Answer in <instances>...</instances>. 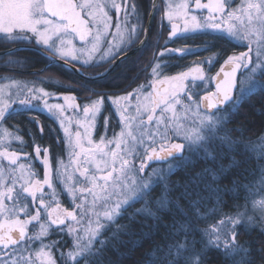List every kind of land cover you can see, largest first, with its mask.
<instances>
[{
  "label": "snow or ice",
  "instance_id": "obj_1",
  "mask_svg": "<svg viewBox=\"0 0 264 264\" xmlns=\"http://www.w3.org/2000/svg\"><path fill=\"white\" fill-rule=\"evenodd\" d=\"M149 13L146 26L138 0H0V36L12 44L39 46L50 57L65 61L66 66H88L92 54L99 51L102 37L106 38L111 28H115L122 43L131 42L134 37L139 39L148 31L152 16L157 14L170 25L171 37H177L178 32L200 33L247 42V51L227 55L215 75L208 76V82L215 80V90L209 89L207 94L195 99L186 81L189 78L205 81L202 67H191L161 79L167 66L162 67L153 60L149 67L151 76L156 79L148 86L150 90L139 88L133 93H113L105 97L109 105L114 106L113 111L119 113L122 127L119 135L113 130L111 137L101 136L98 141L92 138L97 118H101L102 128L108 124V113L99 94L86 103H77L76 97L69 95L62 97L64 103H49L54 95L52 92L17 85L28 93L19 97V105L34 109L41 104L32 101H42L43 108L59 120L67 143V164L48 147L42 149L33 145L35 158L38 159L42 151L44 153L43 179L38 178L39 173L31 161L18 163L17 151L10 150L12 140H19L21 145L25 142L4 127L6 114L11 109L5 89L10 86L0 87V136L3 137L0 139V161H7V166L0 162V264H56L50 251L55 243L45 244L48 227L40 224L39 232L32 230L30 234L29 225L34 221L39 224L42 211L47 214L48 226L56 225L57 231L73 237L74 248L67 253V258L75 264H120L106 259L111 238H102V230H111L112 238L121 244L124 243L122 235L130 239L139 235L144 239L159 233L161 228L169 230L167 236L173 239L178 232L187 236L191 231L189 224H181L174 217L170 223H165L173 206L179 208V201L184 198L190 201L194 214L198 215V205L203 198L192 200V189L203 185L205 189L220 191L217 182L227 171L222 164L205 168L189 176L184 183L172 186L168 174L174 166H183L186 161L191 163L192 152L204 153L216 160L214 145L217 142L230 148L237 143L225 131L224 114L230 109L238 111L246 92L256 83L264 84V0H239L235 4L231 0H180L179 3L166 0L163 7H158L157 0H151ZM113 15L117 17L115 24L112 23ZM253 43L257 44L255 63L250 55L254 51ZM129 50L130 46H126L109 55L118 59ZM179 51L184 52L183 49ZM206 63L211 68L212 62ZM257 73L262 78L259 81ZM238 77L242 81L239 87ZM225 105L227 107H222ZM102 110L104 116H101ZM69 111L74 115L68 116ZM73 123L76 131L71 130ZM175 139L180 142H174ZM158 161L165 164H157ZM233 163H236L234 158ZM70 166L71 174L67 173ZM54 168L71 194L69 207H62L55 199L58 192L53 183ZM146 170L149 175H141ZM156 182H162L163 189L159 198L153 199ZM45 187L52 190L51 198L46 199ZM176 187L182 191L173 198L170 193ZM135 200L142 201L143 207L129 212ZM260 207L264 218V201ZM122 216L127 217V224L117 223ZM241 221L255 223L251 216L238 212L204 229L207 239L199 250L187 241L172 243L167 247V256L175 252L179 259L174 258L171 264H206L210 248H223L226 255L247 254L245 246L236 242L235 226ZM97 244L100 246L96 247ZM164 264L169 261L165 260Z\"/></svg>",
  "mask_w": 264,
  "mask_h": 264
},
{
  "label": "trees",
  "instance_id": "obj_2",
  "mask_svg": "<svg viewBox=\"0 0 264 264\" xmlns=\"http://www.w3.org/2000/svg\"><path fill=\"white\" fill-rule=\"evenodd\" d=\"M142 2L146 5V0H142ZM149 7L150 5L145 11V18L149 14ZM158 15H156L151 35L145 46L135 55L122 61L107 78L98 81H88L67 70L62 65L50 64L47 57L35 50L23 49L0 55V83H5L12 78L34 79L42 77L46 78L47 81H38L33 85H42L52 93L75 96L79 103H86L89 99H96L97 94H99V98H105L112 96L113 93H131L142 84H145L150 78V64L153 60L157 61L160 52L166 48L209 52V47H212V52L217 51L213 49L212 44L205 42L204 37L184 40L169 39L168 28L160 24ZM143 38L144 34L140 36L137 42L130 45V50L138 45ZM218 44L219 52L226 53V56L229 55L231 50L240 53L245 49L244 46L238 44H233L232 48L230 44ZM22 45L25 44H12L0 39V53ZM198 59H201V57L179 58L171 55L165 56L163 63L167 67L164 68L163 74L165 76L177 75L186 71V69H190V65L198 62ZM221 59L220 61H223V58ZM109 60L112 62L109 63ZM109 60L81 69L86 75L97 76L105 72L116 59L110 58ZM6 61L18 63L9 64ZM256 76L258 81L262 79L259 74ZM241 83L242 81L238 77V87ZM244 87L246 88L247 85L245 84ZM21 109V105L15 104L9 110V113L6 114V124L15 126L14 130L18 131L23 139L30 141L29 145L39 146L44 141L45 146L56 153L54 133L49 137V133L55 131L50 123V116L37 108L23 111ZM224 115L226 121L225 131L237 143L230 148L217 142L214 145L216 160L208 158L204 153L192 152L190 154L191 163L186 161L183 166H174L168 174V182L172 186L184 183L189 176L195 175L205 168H216L219 164H222L227 169L216 185L220 191L214 192L210 188L205 189L203 185L192 189V200L197 199V197L203 198L198 205V215L194 214L190 201L181 198L179 201L180 207L173 206L172 213L166 217V224L170 223L173 217L181 224H189L191 231L187 236L183 232H178L173 239L167 236V231L169 230L161 228L159 233L144 239H141L139 235L132 239L122 235L121 239L124 243L121 244L115 238H112L111 230L104 231L102 238H111V243L107 247L106 259L119 261L120 264H164L165 260H168L169 264H171V261L174 258L179 259V256L175 252H173V256H167L168 246L174 242L187 241L191 246L199 250L207 239L204 235V229L211 228L213 225L219 224L221 219L227 220L228 217L239 212L244 213L246 216H251L255 221L254 224L241 221L235 226L236 242L245 246L247 254L226 255L223 248H210L207 250L205 257L206 264H264V227L261 226L264 224V218H262L260 207L261 202L264 201V84L256 83L250 92H246L239 110L230 109ZM20 119L29 121L32 125L15 123V121ZM37 123L45 126V137L41 138L38 135ZM22 128H26L29 134H23ZM233 158L236 163H233ZM34 168L40 175L42 171L39 166H34ZM57 189L59 192L57 199L60 204L70 206L71 199H68L62 186ZM162 189V182L154 183L152 198H159L162 194ZM181 191V188L176 187L170 195L175 198L180 195ZM132 203L134 207L129 208V212H134L136 209L143 207V202L140 200ZM148 222L151 223V221ZM117 223L121 225L127 224L128 219L123 216L119 217ZM136 227L138 229L139 226L137 225ZM55 234V231L51 228L45 238V243H55L56 246L52 249L54 250L56 264H75V261H70L65 256V252L69 251L72 246L71 237L65 233L60 236ZM158 245L160 246L159 248L157 247ZM99 246V244L96 245V247Z\"/></svg>",
  "mask_w": 264,
  "mask_h": 264
},
{
  "label": "rangeland",
  "instance_id": "obj_3",
  "mask_svg": "<svg viewBox=\"0 0 264 264\" xmlns=\"http://www.w3.org/2000/svg\"><path fill=\"white\" fill-rule=\"evenodd\" d=\"M118 2H119V0H118ZM150 2H151V0H148V6H149V4H150ZM175 2H177V3H179L180 2V0H175ZM239 2V0H237V2L236 3H238ZM163 3L165 4V0L163 1ZM158 7H163V5L162 4H160V3H158ZM158 17H159V20H160V24H162V25H164V22L161 20V16L160 15H158ZM166 21V20H165ZM117 22V17H116V15H113V20H112V23L113 24H115ZM168 23V22H167ZM168 26L170 27V25L168 24ZM168 26H166L167 28H168V31H169V27ZM186 34H190V33H186ZM186 34H184V33H180V32H178V36H180V35H186ZM177 36V37H178ZM168 38L169 39H171V38H175V37H171V35H170V32H169V34H168ZM0 39H3V37L2 36H0ZM125 41H126V38H125ZM235 42L238 44V45H242V46H244L245 48H247V42L246 41H236L235 40ZM129 43L130 42H125V43H122L121 42V39L119 38V36L116 34V31H115V28H111L110 30H109V33H108V35H107V37L106 38H104V37H102V39H101V43H100V47H99V51H97V52H95V53H93L92 54V60L90 61V64L89 65H93V64H98V63H104L105 61H107V60H109L110 58H112V56L111 55H109V53L110 52H112V53H115L117 50H118V48H122V47H126V46H129ZM36 47H39V46H36ZM89 48H91V45H89L88 46ZM251 47L253 48V52L252 53H250V55H252L253 56V62L255 63L256 62V60L258 59V57H257V52H256V49H257V44L256 43H253L252 45H251ZM166 49H168V48H166ZM166 49H164L163 51H161L160 53H164V55L163 56H161L160 54L158 55V60H157V62H159L161 65H162V67L164 66V63H163V59H164V57L165 56H173V55H176V54H179V55H181L182 54V52H176L175 50H173V51H171V52H169V51H167ZM190 51H193V50H190V49H186L184 52L185 53H189ZM199 61L198 62H192L193 64H191L190 65V68L191 67H196V66H203V65H201L203 62H205V61H210V60H205V61H201V59H198ZM213 63V62H212ZM73 65H75V66H78L79 68H83V67H87V66H82L81 64H73ZM88 65V66H89ZM207 72V71H206ZM164 72H162V75H161V79H163L164 78V74H163ZM259 73H257L256 75H258ZM150 75H151V72H150ZM208 76H209V74H205V81H190L189 83H188V85H189V87L192 89V94H193V99H195L196 98V96H201L202 97V95L203 94H207V92H208V90L210 89V84L211 83H213L214 82V80H212L211 82H208V80H207V78H208ZM212 76H214V75H212ZM156 78L155 77H152L151 76V78L149 79V80H147V83L146 84H142L141 86H139L137 89H139V88H144L145 90H150V88H148V86L149 85H151V84H153V81L155 80ZM43 80H46V78H42V77H36V78H29V79H26V78H21V79H14V78H12L11 80H8V81H6L5 83H0V87H3V86H10V87H7L5 90H6V93L8 94V97H10V99H9V103L11 104V108L14 106V104L15 103H18V99H19V97L20 96H26L28 93L26 92V91H24V90H22V88H18L17 87V85H20V86H23V85H28L29 87H33V88H43L45 91H50L49 89H47V88H44L42 85H39V86H35V85H33L35 82H38V81H43ZM47 81V80H46ZM42 84V83H41ZM137 89H135V90H133L131 93H133V92H135ZM54 95H53V98L52 99H50L49 100V103H56V102H59V103H64V101H63V99H62V97L63 96H65V95H61V94H55V93H53ZM70 96V95H69ZM8 97H6V98H8ZM56 97H60V99L59 100H57L56 99ZM113 98H115V97H113ZM101 99H103L104 100V109H106L107 110V113H108V116H107V119H108V125H117L118 123H115V121H117V122H119L120 120H119V113L118 112H115V111H113V109H114V106H110L109 105V102H108V100L107 99H105V98H101ZM201 101H202V99H201ZM185 102H187V101H185ZM32 103L33 104H35V103H40L41 104V107H39L41 110H43L44 112H46V113H48L49 115H51L52 116V114L51 113H49L46 109H44L43 108V106H42V101H32ZM19 104V103H18ZM39 108H37V109H39ZM177 109L179 110V106H177ZM201 114H203V110H202V106H201ZM67 115L68 116H73L74 114L71 112V111H69L68 113H67ZM104 115V111L102 110V112H101V116H103ZM56 119V118H55ZM56 121H57V123H58V125H59V128H60V130H61V133H62V138H63V130H62V127L60 126V123H59V120L58 119H56ZM101 122V118L100 117H98L97 118V123H96V127H95V129H94V132H93V136H92V138H93V140L94 141H98V139L101 137V136H103V137H107L108 136V134H109V131L107 132V129H108V127L109 128H111L110 126H107V127H105V131L101 134V133H98V129H99V125H98V123H100ZM189 124H191V120H188L187 121ZM115 123V124H114ZM71 130L72 131H76L77 130V126H76V124H72L71 126ZM100 127H102V126H100ZM111 129H113V128H111ZM81 131H82V129H81ZM14 135V134H13ZM117 135H119V133L117 134ZM0 139H3V137L2 136H0ZM63 140V147L65 148V151H66V160H64V162L67 164L68 163V150H67V143H66V141L64 140V139H62ZM20 143V141L19 140H12V144L13 143ZM174 142H180V139H175L174 140ZM17 143V144H18ZM10 150H12V148L10 149ZM19 154H22L23 155V153H20L19 152ZM20 156V155H19ZM27 158H28V156H27ZM0 162H2L4 165H6L7 166V161L6 160H4V161H0ZM21 162H23V163H28L29 161L28 160H23L22 159V157L20 156V160L18 161V163H21ZM31 163H32V161H31ZM72 171H73V169H72V167L70 166L68 169H67V173H69V174H71L72 173ZM148 173V170H146V172L145 173H143V175H148L147 174ZM142 175V174H141ZM76 177H77V179H80V177H79V174L78 173H76ZM54 180H55V184H56V186H57V184L58 183H56V181L57 180H59L60 182H59V184L60 183H62L61 184V186H62V188H63V190H64V192H65V194H67V197H68V199L70 200H72V197H71V194L70 193H68L67 192V190H66V188H65V186H64V184H63V177H60V176H58L57 175V172L55 173V176H54V178H53ZM59 186V185H58ZM77 187H79V185H77ZM59 188V187H58ZM57 189V188H56ZM57 192H58V189H57ZM51 195H52V191H51V193H50ZM58 195H59V192H58ZM57 195V196H58ZM57 196L55 197V199H57ZM136 201V200H135ZM60 202V201H59ZM132 202H134V201H132ZM131 202V203H132ZM32 208V205L30 204V209ZM77 212H79V210H76ZM47 215H46V213L45 212H41V220H42V223H41V221L39 222V224H38V222H32V224H30L29 225V229H33L34 228V230L35 231H37V232H39V229H40V224H43L44 226H47L48 227V232H49V230L51 229V227L50 226H48V221H47ZM21 218L23 219L24 218V215L23 214H21ZM61 232H63V231H61ZM104 231L102 230V233H103ZM65 233V232H64ZM66 234V233H65ZM67 236H69V237H71V240H72V246H71V249L69 250V251H71V250H73V248H74V242H73V237L71 236V235H68V234H66ZM47 237V236H46ZM45 237V238H46ZM46 244V243H45ZM47 250V249H46ZM50 251L52 252V254H53V257L55 258V256H54V250L51 248L50 249ZM69 251H67V252H65V256L67 257V253L69 252ZM70 261H73V260H71V259H69Z\"/></svg>",
  "mask_w": 264,
  "mask_h": 264
},
{
  "label": "flooded vegetation",
  "instance_id": "obj_4",
  "mask_svg": "<svg viewBox=\"0 0 264 264\" xmlns=\"http://www.w3.org/2000/svg\"><path fill=\"white\" fill-rule=\"evenodd\" d=\"M163 1L164 0H159V3L160 4H162V5H164V3H163ZM138 2L141 4V16L145 19V21H144V23H145V25H147V17L150 15V13L148 14V16L145 18V11H146V9L148 8V0H146V5H144V3L142 2V0H138ZM204 2H207V0H204ZM231 2H233L234 4L237 2V0H231ZM165 3H166V0H165ZM150 5V4H149ZM155 18H156V16H155ZM164 22V25L165 26H168V23H167V21H163ZM154 23H155V20H154ZM153 26H154V24H153ZM169 27V26H168ZM145 34V33H144ZM187 37V38H200V37H204L205 38V42H207V43H209V44H212L213 45V49L214 50H217V51H214V52H212V47H209V52H201V51H195V50H193V51H190L189 53H185V52H182V54L181 55H179V54H176V55H173V56H176V57H179V58H191V57H201V61L203 60V61H205V60H210L211 62H213L212 63V66H211V68H209V65H208V63H206V61L205 62H203L201 65H203L202 66V68L204 69V73L206 74H209V75H215V73H216V71H218L219 70V67L221 66V64H222V62L223 61H220V60H222L221 58H225L226 57V53L225 54H221V52H219V48H217L218 47V43H226V44H230V46H231V48H232V45L233 44H237L236 42H235V40H228V39H222V38H218L216 35H208V34H200V33H197V34H195V35H193V34H186V35H180V36H178V37ZM178 37H175V38H171V39H179V40H184V39H187V38H178ZM140 38V37H139ZM137 40L138 39H136L135 37L133 38V41H131L130 43H129V46L130 45H132V44H134L135 42H137ZM143 40V39H142ZM141 40V41H142ZM140 41V42H141ZM137 46V45H136ZM135 46V47H136ZM215 47H216V49H215ZM133 49V48H132ZM131 49V50H132ZM168 49H172V48H168ZM172 50H175L176 52H181V51H179V50H181V49H175V48H173ZM184 51L186 50V49H183ZM243 51H247V48H245V49H243ZM218 54H220V55H218ZM232 54H239V53H237V52H233L232 50H231V52L229 53V55H232ZM199 67H201V66H199ZM189 69H186V71H188ZM207 71V72H206ZM178 75V74H177ZM163 76H165V75H163ZM172 76H174V75H172ZM150 78H151V75H150ZM149 78V79H150ZM148 79V80H149ZM190 81H192L191 80V78H189V80L188 81H186V83H189ZM147 83V82H146ZM145 83V84H146ZM215 80H214V82L213 83H211L210 84V89L211 90H215ZM164 87H166V85L164 86ZM56 94V93H55ZM236 93H234V95H235ZM61 95H63V94H61ZM76 102L77 103H79L77 100H76ZM15 104H17V103H15ZM14 104V105H15ZM14 107V106H13ZM12 107V108H13ZM223 107H227L226 105L225 106H223ZM11 108V109H12ZM21 110L23 111V110H27V109H25L23 106H21ZM10 109V110H11ZM38 110H41L40 108L38 109ZM43 111V110H42ZM44 112V111H43ZM45 114H47V115H49L48 113H46V112H44ZM50 116V123L53 125L52 127H53V129L55 130V131H53V132H50L49 133V137H51L52 135H53V133H54V139H55V143H56V148H57V155L62 159V156L64 157L63 159L64 160H66V151H65V148L63 147V138H62V133H61V130H60V128H59V125H58V123H57V121H56V119L53 117V116H51V115H49ZM104 116V115H103ZM7 119V118H6ZM21 120V119H20ZM18 120V121H15V123H18V124H21V125H32V123L31 122H29V121H23V120ZM115 123H118L117 125H108L107 124V126H110L111 128H113V129H111V128H109L108 127V129H107V132L109 131V134H108V136L107 137H111V135H112V132H113V130L116 132V134H118L120 131H121V127H122V124L120 123V121L119 122H117V121H115ZM114 123V124H115ZM8 124H10V123H8ZM98 125H99V129H98V133H103L104 131H105V127H100L101 126V122L100 123H98ZM10 126V127H9ZM7 125L6 123H5V125H4V127H6L11 133H13L14 135H19L20 136V134L18 133V131H16V130H14L15 129V126H11V125ZM37 127H38V131H39V136H41V138L42 137H45V130H46V128H45V126L43 125V124H41V123H37ZM41 128H43V131L41 132L40 131V129ZM20 130V129H19ZM22 130V133L23 134H29V131L26 129V128H22L21 129ZM21 137V136H20ZM106 137V138H107ZM22 138V137H21ZM22 140L25 142V144H23V145H21L20 143H13L12 144V150H16L17 151V154L18 155H20L21 157H22V159L23 160H28V161H32V166L34 167V166H39V169H41V174L39 175V177L38 178H41V179H43V165H42V163H41V161L44 159V153H43V151L41 152V156L37 159V158H35V152H34V147H33V144H31V145H29L30 144V141L29 140H25V139H23L22 138ZM45 142L43 141V144L42 145H39L42 149L43 148H45L46 146H45V144H44ZM37 146V145H36ZM50 149V148H49ZM19 152L20 153H23V155L22 154H19ZM50 152H51V149H50ZM27 156H28V158H27ZM157 164H158V162H156ZM159 164H161V163H159ZM151 164L149 165V168H151ZM146 172V171H145ZM55 173H56V170H55V168L53 169V178H54V176H55ZM143 174V173H142ZM59 180H57L56 181V183H58L57 184V186H56V184H55V180L53 179V183H54V186H55V188H58V187H60L61 186V184L62 183H60L59 184ZM59 185V186H58ZM44 191H45V193H47L48 194V196L46 197V199H48V198H51L52 197V195L50 194L51 193V189H49V188H47V187H45V189H44ZM70 202H71V200H70ZM62 207H69V205L68 206H63V205H61ZM70 210H73V209H71L70 208ZM43 212V211H42ZM47 215V214H46ZM41 221V223H42V220H40ZM51 228H53V230L55 231V235L57 236H60L62 233H64V232H61V231H57L56 229H57V226L56 225H51L50 226ZM61 227H64V226H61ZM30 230V234H31V231L33 230V229H29Z\"/></svg>",
  "mask_w": 264,
  "mask_h": 264
},
{
  "label": "water",
  "instance_id": "obj_5",
  "mask_svg": "<svg viewBox=\"0 0 264 264\" xmlns=\"http://www.w3.org/2000/svg\"><path fill=\"white\" fill-rule=\"evenodd\" d=\"M158 3H159V0H157V5H158ZM155 16H152L151 25H150L148 31L144 34L143 40L136 47H134L132 50H130L126 55H124L122 58L116 59L105 72H103V73H101V74H99L97 76H89V75H86L81 68H79V67H77V66H75L73 64H69V65L66 66L65 65V61L60 60V59H58L56 57H50V55L48 53L42 52L40 50V48L39 47H36V46H30V45L17 46V47H14V48L10 49V50L1 52L0 55H6V54H9V53H12V52H16V51H20V50H23V49H32V50H35V51L41 53L45 57H47L49 59V61H50V64H59V65H62L64 68H66L67 70H69V71L77 74L78 76H80L83 79H86L88 81H98V80H102L104 78H107L112 73V71L122 61H124L125 59H127V58L135 55L136 53H138L145 46L147 40L149 39V37L151 35L152 29H153L154 20H155ZM21 73H24V72H21ZM25 73H27V72H25ZM201 106H202V110H203V108H204V102H203V100L201 101ZM209 111H215V110L210 109ZM158 163H165V162L158 161Z\"/></svg>",
  "mask_w": 264,
  "mask_h": 264
}]
</instances>
